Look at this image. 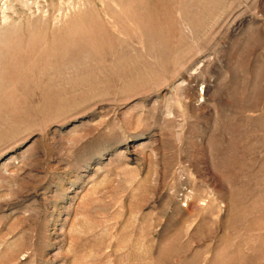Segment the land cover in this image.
Masks as SVG:
<instances>
[{"label": "rangeland", "instance_id": "374dc122", "mask_svg": "<svg viewBox=\"0 0 264 264\" xmlns=\"http://www.w3.org/2000/svg\"><path fill=\"white\" fill-rule=\"evenodd\" d=\"M0 264H264V0H0Z\"/></svg>", "mask_w": 264, "mask_h": 264}]
</instances>
